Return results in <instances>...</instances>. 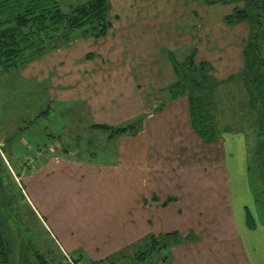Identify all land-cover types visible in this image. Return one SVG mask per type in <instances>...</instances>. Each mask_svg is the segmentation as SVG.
I'll use <instances>...</instances> for the list:
<instances>
[{"label":"crops","instance_id":"0c3cea01","mask_svg":"<svg viewBox=\"0 0 264 264\" xmlns=\"http://www.w3.org/2000/svg\"><path fill=\"white\" fill-rule=\"evenodd\" d=\"M202 2L110 0L112 26L107 34L95 37L75 32L74 41L59 49H65L66 59V56L71 59L85 54L93 61L82 66H57L60 73L67 74L61 89L65 91H53L51 100L74 104L61 107L68 122L63 126L64 132H58L63 135L56 137L57 141L49 147L63 156L56 161L50 159L43 166L36 163V168L23 173V178L33 194L45 178L53 177L64 187H82L95 201L96 210L77 211L81 216L78 230L66 225L60 230L62 242L58 244L63 251L84 252L92 258L90 261L98 262L137 247L152 234L179 230L189 212L201 216L202 213L207 215L203 211H230L236 225L234 204H237L240 211L236 213L241 218L242 214L245 216L244 210L251 205L245 191V178L233 180L237 167L228 165L223 152L224 146L230 145L237 153L239 147L241 155L243 139H236L230 132L218 142H204L192 126L187 98H174L168 90L176 80L170 54L183 59L196 48L199 59L216 65L210 57L213 53L209 54L210 50H203L200 45L201 40L210 39L207 33L202 35L200 27L198 9ZM216 5H223V9L232 6L225 16L234 9L233 4ZM224 18L226 25H233L227 24ZM125 40L135 42L126 43ZM157 41H160L159 49L155 47L159 45ZM147 53H151V57L156 54L161 57L151 59L149 64L138 62L137 55ZM45 56L49 58L51 53ZM240 66L243 67V60ZM34 77L41 80L40 75ZM75 88L78 90L72 91ZM67 91H70L69 96H64ZM55 94L59 97H54ZM77 107L79 110H73ZM140 118H143L142 126L136 133L112 135L111 128L95 126H122ZM77 152L82 153L70 154ZM86 153L98 154V160H92L84 155ZM245 160L246 155L242 162ZM243 224L242 220L241 226L236 225L238 229L230 226L236 231L232 237H238L246 246L240 232L252 239L256 226L250 228L247 217ZM195 230L203 232L199 227ZM203 230L214 233L213 224H205ZM197 237L199 242L201 236ZM256 241L252 239L251 242ZM175 259L177 264H184L189 257L175 256ZM194 259L196 264H206L210 257ZM237 260L239 264L245 262L239 256ZM246 262L256 264L255 260L247 259Z\"/></svg>","mask_w":264,"mask_h":264},{"label":"rangeland","instance_id":"374dc122","mask_svg":"<svg viewBox=\"0 0 264 264\" xmlns=\"http://www.w3.org/2000/svg\"><path fill=\"white\" fill-rule=\"evenodd\" d=\"M84 1L86 0H61V6L68 10L71 6ZM238 5L243 6L244 2H240ZM199 7L202 35L207 33L206 35L210 36L209 40H201L200 45L203 50H210L209 54L213 53L210 57L215 60L216 65H212V67L217 70V73L213 71V75L220 81L227 80L231 76L237 75L242 69L240 62L244 60V53L242 54V52L247 41V34H249V24L245 21L233 25L224 23L223 18L229 8L232 9V6H224L223 9V5L206 6L202 2ZM134 42V40H128L126 43ZM157 42L159 45L155 47L159 49L160 41ZM148 43H150L149 40ZM60 48L48 52L51 53L49 58L47 56L41 57V59H37L36 62L33 61L25 67L9 70L0 67V154L5 158L18 183L15 184L13 177L11 178L8 173L7 167L2 165L0 160V168L3 169L4 189L6 190L1 196H4L9 190L13 195V204L5 207L2 211L7 219L8 234L15 245L11 262H0V264H38L35 251L38 249L46 252L47 248L55 251L60 250L59 253L54 251L56 254L54 253L53 256H59V259L61 257L66 258L65 261H69L70 264H78L74 258L80 257V254L84 253L73 254L63 251L58 244L62 242L60 230L64 225L71 227L74 231L78 230L81 216L77 211H93L96 208L93 198L82 187L80 189L73 188L71 185L64 187L53 177L45 178L38 189L35 187L36 195L33 194L32 189H29V184L27 185L23 178V173L32 172L36 168V163L43 166L46 161L50 159L60 160L59 158L63 156L59 151L54 152L49 147L57 141L56 137L63 135L59 133L64 132V124L68 122L61 107H72L74 104L58 103L59 100H51L53 91L57 93L65 91H61V89H63L62 84L67 74L60 73L57 66L68 64L82 66L93 61L85 54H77L71 59L66 56L68 58L66 59L64 56L65 49L59 50ZM150 54L137 55L138 62L146 61L149 64L151 59L156 60L161 57L160 54L152 57ZM35 75H40L41 80L34 77ZM224 87H227L228 93L234 97L240 96V99H242L246 95L242 88L233 86L230 82L225 84ZM57 88L60 90L57 91ZM77 90L78 88H75L72 91L76 92ZM69 92H65L64 96H69ZM56 96L59 97L55 94L54 97ZM239 105L242 106L241 100ZM47 107H50V110L45 113ZM73 110H79V108ZM231 110L230 107H226L228 114L231 113ZM243 123L244 135L240 137L241 131L233 133L236 139H243L244 145L242 146L241 155H239V147L237 153L230 148V145L224 146L223 152L226 153L228 165L232 166L233 164L234 167H237L236 174L232 176L233 180L245 178V191L248 193L251 203L247 208L253 212L256 223L255 231L252 232V235H254L252 239H257V241L252 243L251 237H248L247 233L242 231L240 234L246 242V246L238 237H232L235 236L236 231H233L234 229L232 230L230 226V224L235 225L230 217V211H203L207 215L202 213L201 216L188 211L190 215L185 217V224L179 227V230L174 231H179L185 238L191 233L193 238L183 242L181 247H171L173 256L171 248H167L158 256L159 260L157 259L158 261L154 264H177L175 256L189 257L190 260L188 259V262L184 264H196L194 257L201 260V257L206 256L210 257V260L205 262L206 264H239L241 262L237 260L238 256L244 259L245 262L242 264H249L250 262H246L247 259H250V261L255 260L256 264H264V182L260 177L261 173L259 172L261 171L258 172L255 169L256 162L260 167L264 166V157L256 160L253 155V152L261 145V138L258 135L260 129L259 127L255 128L251 119L244 118ZM4 143L6 149L3 148ZM73 146L77 148L78 145ZM234 148L235 146H233ZM94 150L97 151V149ZM81 153L70 154L77 155ZM84 155H89L92 160H98V154L91 156L86 153ZM244 155H246V160L242 162ZM247 163L248 166L252 165L251 170H247ZM234 208L236 225L241 226L242 220L245 224L246 211L244 210L245 216L241 212V218V215L236 213V211H240V205L234 204ZM199 223L201 226L198 225ZM205 224H213L214 233L205 232L206 230H203ZM248 224L250 225V223ZM197 227L202 228L204 233L196 231ZM102 235L105 237V234ZM198 235L201 236L199 242ZM27 240L31 242L29 243ZM244 246L247 250L245 255L243 252ZM129 250L131 249H126V251ZM97 255H100V253L95 254V256ZM169 256L171 257L169 260L164 258H169ZM49 257L51 258L50 254ZM82 258L81 264H90V260H92L90 256L85 254ZM102 262L100 264H105V261ZM197 264H201V262Z\"/></svg>","mask_w":264,"mask_h":264},{"label":"trees","instance_id":"16d2710c","mask_svg":"<svg viewBox=\"0 0 264 264\" xmlns=\"http://www.w3.org/2000/svg\"><path fill=\"white\" fill-rule=\"evenodd\" d=\"M203 1L208 5L233 4L234 9L225 16V22L238 24L245 21L249 24V34L243 49V67L237 75L220 81L213 75L212 63L198 58L196 48L183 59L170 54L176 80L170 84L168 90L174 98H187L192 126L206 143L218 142L225 132L243 133L244 118L251 119L255 128L259 127L258 135L261 138V145L253 155L256 160L261 159L264 157V0ZM240 2H244V5H238ZM109 11L110 0H86L68 10L61 6V0H0V67L5 70L25 67L48 52L69 43L75 32L81 31L83 35L95 37L104 36L112 26ZM229 82L242 88L245 97L240 99V96L234 97L228 93L224 85ZM240 100L242 106L239 105ZM226 107L232 109L230 114ZM49 108L44 112H49ZM142 122L143 118H140L122 126H95L111 128L114 135L136 133ZM3 148L6 149L5 143ZM0 160L7 167L15 184H18L2 154ZM248 169L251 170L252 165ZM255 169L261 171L260 177L264 182V166L260 167L256 162ZM5 191L3 169L0 168V262L10 263L15 245L8 234V223L2 210L13 204V195L9 190L1 196ZM246 217L249 227L255 228L254 215L248 208ZM191 238V233L185 238L179 231L152 234L129 251L116 253L111 258L98 262L90 261V264H100L102 261L105 264H154L164 250ZM47 249L46 252L38 249L35 251L38 264H70L65 261L66 258L53 256L60 250ZM82 256L80 254L74 260L81 264ZM164 258L167 260L168 257Z\"/></svg>","mask_w":264,"mask_h":264}]
</instances>
